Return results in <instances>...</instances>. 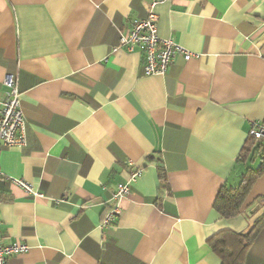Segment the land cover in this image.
<instances>
[{"label":"crops","instance_id":"0c3cea01","mask_svg":"<svg viewBox=\"0 0 264 264\" xmlns=\"http://www.w3.org/2000/svg\"><path fill=\"white\" fill-rule=\"evenodd\" d=\"M151 1L0 0V104L13 76L25 122V144L0 152L2 242L28 246L7 264H220L208 239L258 218L244 264H264V172L236 216L213 207L264 127V0L157 4L159 36L194 57L146 76L118 43Z\"/></svg>","mask_w":264,"mask_h":264},{"label":"built area","instance_id":"2783aa9c","mask_svg":"<svg viewBox=\"0 0 264 264\" xmlns=\"http://www.w3.org/2000/svg\"><path fill=\"white\" fill-rule=\"evenodd\" d=\"M166 0H152L149 4L146 16L130 22L129 27L121 31L118 47H124L127 51L138 49L144 59V75H163L175 56H181L185 61L194 57L172 39L161 38L157 30L158 16L154 11L157 4ZM7 88L6 96L0 104V152L7 147H21L25 144V122L20 103V93L13 76H7L4 81ZM250 135L256 140L264 141V127L253 126ZM142 169L135 167L129 174L125 183H118L116 191L112 195L115 202L130 193V183L140 177ZM3 174L0 170V180ZM14 182L22 187L27 193L32 191L29 184L16 179ZM59 201V200H58ZM119 214L117 205L112 207L104 215L101 223L102 228L108 227ZM28 246L21 242L3 244L0 233V264H7V259L12 255L25 253Z\"/></svg>","mask_w":264,"mask_h":264},{"label":"trees","instance_id":"16d2710c","mask_svg":"<svg viewBox=\"0 0 264 264\" xmlns=\"http://www.w3.org/2000/svg\"><path fill=\"white\" fill-rule=\"evenodd\" d=\"M237 161L245 165L239 182L235 186L224 184L213 205L223 218L238 214L252 184L264 172V141L249 135ZM262 225L263 219L258 218L246 232L223 230L211 236L208 244L220 259V264H244L249 247Z\"/></svg>","mask_w":264,"mask_h":264}]
</instances>
